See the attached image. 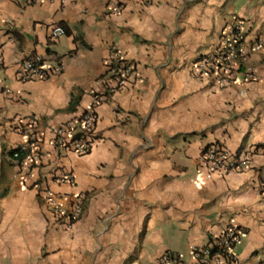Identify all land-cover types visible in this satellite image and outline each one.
Here are the masks:
<instances>
[{
    "label": "crops",
    "instance_id": "0c3cea01",
    "mask_svg": "<svg viewBox=\"0 0 264 264\" xmlns=\"http://www.w3.org/2000/svg\"><path fill=\"white\" fill-rule=\"evenodd\" d=\"M233 15L248 42L264 35V0H0V264H158L167 253L189 262L229 223L245 231L238 264H264V51L249 58L252 83L219 88L191 69ZM55 25L68 33L53 42ZM113 47L136 71L98 109L103 141L86 156L57 155L52 130L105 89ZM34 55L62 63L63 74L21 82L18 66ZM28 117L39 120L48 156L22 182L11 150L26 138L11 123ZM215 144L253 153L251 164L205 178L200 159ZM51 165L72 171L74 184L52 181ZM42 181L64 206L85 196L71 230L54 225L34 188Z\"/></svg>",
    "mask_w": 264,
    "mask_h": 264
},
{
    "label": "built area",
    "instance_id": "2783aa9c",
    "mask_svg": "<svg viewBox=\"0 0 264 264\" xmlns=\"http://www.w3.org/2000/svg\"><path fill=\"white\" fill-rule=\"evenodd\" d=\"M52 0H16L21 5ZM63 3L68 0H60ZM148 3L149 0H143ZM110 11L119 14L122 11L120 3L111 4ZM67 34L61 25H55L50 30V40L55 42ZM247 23L233 15L229 17L220 32L217 46L208 54L196 60L191 69L195 77L209 80L219 88H227L237 83H252L258 81L254 67L248 65L252 54L264 51V35H259L248 42ZM5 58L0 49V68L4 67ZM62 63L47 66L41 56L34 55L24 59L18 66L17 78L21 82L47 80L61 76L64 72ZM136 65L116 47L111 48L107 60V73L104 90H93L90 95L91 104L80 116L55 127L51 144L57 155L73 153L86 156L103 141L98 132V109L109 96H113L131 83L135 75ZM10 94L11 91L7 90ZM40 122L36 117L16 118L11 128L26 138L21 146L11 150V159L20 169V178L26 182L32 172L43 166V160L48 155L43 151L44 135ZM253 159V153L244 151L232 153L219 144L210 145L203 153L199 170L205 178L212 179L216 174H228L247 168ZM50 176L57 184H74L72 171L51 165ZM40 191L41 198L52 214L55 226L71 230L83 215L85 196L77 194L72 197L70 206H64L62 197L56 194L45 182L34 185ZM245 231L229 223L222 234L214 237L207 246L194 247L191 250V261H185L180 254L167 253L158 264H238L235 253Z\"/></svg>",
    "mask_w": 264,
    "mask_h": 264
},
{
    "label": "trees",
    "instance_id": "16d2710c",
    "mask_svg": "<svg viewBox=\"0 0 264 264\" xmlns=\"http://www.w3.org/2000/svg\"><path fill=\"white\" fill-rule=\"evenodd\" d=\"M68 33V32H67Z\"/></svg>",
    "mask_w": 264,
    "mask_h": 264
}]
</instances>
